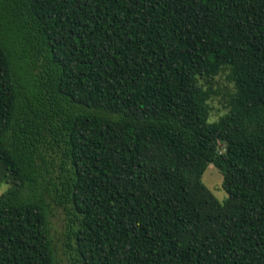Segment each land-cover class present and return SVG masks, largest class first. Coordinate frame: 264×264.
<instances>
[{"label": "trees", "instance_id": "1", "mask_svg": "<svg viewBox=\"0 0 264 264\" xmlns=\"http://www.w3.org/2000/svg\"><path fill=\"white\" fill-rule=\"evenodd\" d=\"M0 184V264H264V0H0Z\"/></svg>", "mask_w": 264, "mask_h": 264}, {"label": "rangeland", "instance_id": "2", "mask_svg": "<svg viewBox=\"0 0 264 264\" xmlns=\"http://www.w3.org/2000/svg\"><path fill=\"white\" fill-rule=\"evenodd\" d=\"M224 74L218 76L215 80V88H221L225 86L227 83L225 81ZM225 91V90H224ZM224 91L221 90L220 95L216 97L211 102L212 112L210 116V121H216L221 115L224 114L225 110L221 105V100L224 95ZM202 182L204 185L211 191V193L215 196V198L219 202H223L227 195L222 188V176L220 172L214 168L212 165H209L206 169L205 173L202 176ZM10 185L8 184H0V196L5 193L9 189ZM52 227L55 237L57 238V245L60 246L63 243V227H62V216L60 214H56L55 217L52 219ZM59 258L61 259V264H69L67 261L66 256L64 255V249L59 247Z\"/></svg>", "mask_w": 264, "mask_h": 264}]
</instances>
